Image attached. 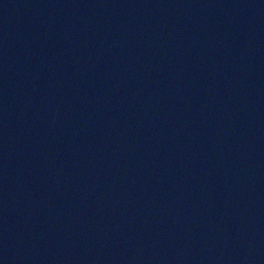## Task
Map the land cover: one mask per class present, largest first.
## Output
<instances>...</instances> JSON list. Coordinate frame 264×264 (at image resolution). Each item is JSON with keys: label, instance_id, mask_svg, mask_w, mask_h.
<instances>
[{"label": "water", "instance_id": "water-1", "mask_svg": "<svg viewBox=\"0 0 264 264\" xmlns=\"http://www.w3.org/2000/svg\"><path fill=\"white\" fill-rule=\"evenodd\" d=\"M0 264H264V0H0Z\"/></svg>", "mask_w": 264, "mask_h": 264}]
</instances>
